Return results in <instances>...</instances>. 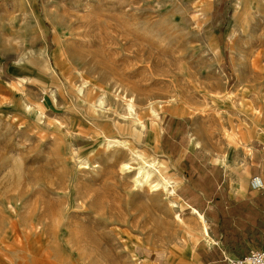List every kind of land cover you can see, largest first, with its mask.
I'll return each instance as SVG.
<instances>
[{"label": "rangeland", "instance_id": "rangeland-1", "mask_svg": "<svg viewBox=\"0 0 264 264\" xmlns=\"http://www.w3.org/2000/svg\"><path fill=\"white\" fill-rule=\"evenodd\" d=\"M162 135L249 176L264 0H0V264H182L196 217L134 182L136 149L178 183Z\"/></svg>", "mask_w": 264, "mask_h": 264}, {"label": "crops", "instance_id": "crops-1", "mask_svg": "<svg viewBox=\"0 0 264 264\" xmlns=\"http://www.w3.org/2000/svg\"><path fill=\"white\" fill-rule=\"evenodd\" d=\"M154 133L158 137V130ZM164 139L160 136V148L178 172L176 194L189 210L205 217L209 230L191 254L185 252L182 264H228L264 249V192L250 187L252 178L264 180V156L240 181L198 148L187 149L182 137Z\"/></svg>", "mask_w": 264, "mask_h": 264}, {"label": "bare ground", "instance_id": "bare-ground-1", "mask_svg": "<svg viewBox=\"0 0 264 264\" xmlns=\"http://www.w3.org/2000/svg\"><path fill=\"white\" fill-rule=\"evenodd\" d=\"M127 109L129 111L128 115L131 119V123H136V125L139 126L136 128L138 132L140 129H142L144 124L142 123L131 99L127 103ZM118 144L121 145L122 143L118 142ZM132 154L136 159L141 161V166L138 168L137 174L134 178L137 188L149 186L153 191H163L167 196H170L173 199L178 197L176 194L177 183H174V181L168 177L167 171L163 170L164 165L162 163H160L156 158L148 156V154L145 152L136 149L132 150ZM131 169L132 168L129 166V164H123L124 171H130ZM154 176H157L156 181L153 180ZM171 204L173 207H178L177 203L174 201H172ZM190 212L196 217L198 221L200 226L199 234L201 238H207L209 235V230L205 217L195 210H190ZM176 217L178 221L182 222L181 215H177Z\"/></svg>", "mask_w": 264, "mask_h": 264}, {"label": "built area", "instance_id": "built-area-1", "mask_svg": "<svg viewBox=\"0 0 264 264\" xmlns=\"http://www.w3.org/2000/svg\"><path fill=\"white\" fill-rule=\"evenodd\" d=\"M250 187L254 191L264 192L263 178L260 176L252 178ZM228 264H264V249L251 251L247 256L229 261Z\"/></svg>", "mask_w": 264, "mask_h": 264}]
</instances>
